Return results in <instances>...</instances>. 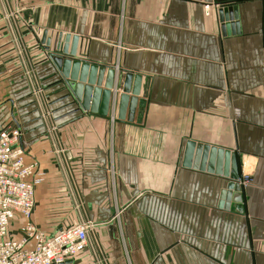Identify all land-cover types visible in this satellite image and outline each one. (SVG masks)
<instances>
[{
    "label": "crops",
    "instance_id": "obj_1",
    "mask_svg": "<svg viewBox=\"0 0 264 264\" xmlns=\"http://www.w3.org/2000/svg\"><path fill=\"white\" fill-rule=\"evenodd\" d=\"M65 35L75 59L114 67L107 116L65 97L48 58ZM126 73L140 92L120 119ZM6 126L42 174L34 224L92 225L71 264H264V0H0ZM188 141L236 154L240 213L218 208L226 179L183 167Z\"/></svg>",
    "mask_w": 264,
    "mask_h": 264
},
{
    "label": "built area",
    "instance_id": "obj_2",
    "mask_svg": "<svg viewBox=\"0 0 264 264\" xmlns=\"http://www.w3.org/2000/svg\"><path fill=\"white\" fill-rule=\"evenodd\" d=\"M20 136L18 128H0V264H65L86 247L92 225L75 222L48 235L34 224L35 186L42 174L36 161H26ZM248 183L240 175L238 184Z\"/></svg>",
    "mask_w": 264,
    "mask_h": 264
},
{
    "label": "water",
    "instance_id": "obj_3",
    "mask_svg": "<svg viewBox=\"0 0 264 264\" xmlns=\"http://www.w3.org/2000/svg\"><path fill=\"white\" fill-rule=\"evenodd\" d=\"M220 19L224 24L223 34L236 30L237 13L235 7L221 9ZM78 38L65 35L63 39L56 40L53 50L49 51L48 58L58 70L66 98L71 104L83 112L96 114L101 117L108 115L114 83L115 69L111 66H100L86 61L75 59ZM70 43V46H69ZM49 43H46V50ZM141 76L126 73L120 85L122 93L118 95V118L122 119L124 112L129 111V116L137 104L140 92ZM114 103V102H113ZM224 161V162H223ZM183 167L193 168L201 172L212 173L227 180L225 186L219 191L218 208L228 211L231 204L237 213L242 210V187L238 184L239 166L236 154L222 149H214L207 145L196 144L192 141L186 143ZM65 264H71V260Z\"/></svg>",
    "mask_w": 264,
    "mask_h": 264
},
{
    "label": "rangeland",
    "instance_id": "obj_4",
    "mask_svg": "<svg viewBox=\"0 0 264 264\" xmlns=\"http://www.w3.org/2000/svg\"><path fill=\"white\" fill-rule=\"evenodd\" d=\"M79 200H80V199L78 198V206H79V204H80ZM59 216H63L62 218L66 219V222L68 221V220H67V217H68L69 220L72 219V218L70 219V217H73L75 221L80 217V215L78 214V212H75V211L73 212V214H72L71 216H70V215H67V216H66V215H59ZM66 222H65V223H66Z\"/></svg>",
    "mask_w": 264,
    "mask_h": 264
}]
</instances>
